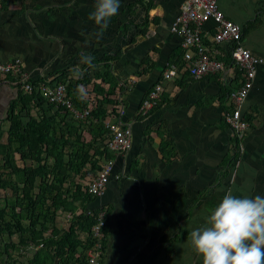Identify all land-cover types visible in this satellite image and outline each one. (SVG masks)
I'll return each mask as SVG.
<instances>
[{
	"label": "crops",
	"instance_id": "obj_1",
	"mask_svg": "<svg viewBox=\"0 0 264 264\" xmlns=\"http://www.w3.org/2000/svg\"><path fill=\"white\" fill-rule=\"evenodd\" d=\"M138 1L144 0H120L118 14L98 37L99 27L88 19L95 0H0V63L19 59L27 81L56 82L65 71L66 80H76L86 65L81 63L82 54H91L96 60L121 48L119 59L110 64L120 80L110 99L123 104L125 111L119 120L130 127L132 138L127 152L111 153L112 173L120 178L111 179L104 195L89 209L106 215L100 262L202 264L190 244V233L205 226L226 192L231 189L237 196H264V63L256 66L252 88L242 106L244 118L247 114L251 118L249 130L227 171L224 161L234 151L235 137L224 124L223 115L232 104L229 96L239 87L242 74L232 69L229 75L193 79L184 73L164 80L162 74L171 64L177 60L182 63V39L170 31L182 0H153L148 11L142 5L130 8ZM217 4L225 19L240 26L259 22L242 32L239 44L264 59V0H217ZM144 19L143 36L142 28L129 25H139ZM124 24H129L125 30ZM215 26L211 21L202 26V42L210 58L224 64L229 58V65L225 64L229 67L233 44L211 42ZM146 60L151 67L141 74ZM102 70L101 64L94 66L88 69V76ZM157 83L166 103L141 114L143 101ZM99 86L106 91L107 86ZM118 87L123 90L118 91ZM16 92L7 78L0 77V121ZM81 92L93 109L97 95L92 85ZM111 108L106 106L105 125L117 123V109L111 113ZM31 115L35 116L34 111ZM162 143L173 148L174 157L169 162L159 151ZM69 219V214L58 212L56 228L68 229ZM80 239L84 241L85 235ZM37 249L23 251L19 247L13 257L25 256L18 258L24 264ZM85 257L67 264H84Z\"/></svg>",
	"mask_w": 264,
	"mask_h": 264
},
{
	"label": "trees",
	"instance_id": "obj_2",
	"mask_svg": "<svg viewBox=\"0 0 264 264\" xmlns=\"http://www.w3.org/2000/svg\"><path fill=\"white\" fill-rule=\"evenodd\" d=\"M152 1H138L130 8L142 5L148 11L152 8ZM258 23L255 20L247 23L243 26V34ZM146 24L147 19H144L139 25L124 24L123 29H127V25L136 29L140 27L144 36ZM120 55L121 48H118L111 55L93 60L92 67L84 65L82 68L86 75H77L76 80H66L64 74L67 71L58 77L59 82L66 83L67 96L78 111L88 106L78 87L92 85L94 94L99 98L95 97L93 109L85 119L66 118L69 113L61 107L55 109L53 105L45 109L44 99L20 89L18 77H6L17 92L16 98L7 107L4 120L0 121V192L4 194L0 198L3 203L0 205V264L23 263L18 262V258H24L23 255L19 254L17 258L12 255L19 251V247L23 251L29 247L38 248L24 264H67L73 260L83 261L86 251L92 246L91 228L99 211L89 210L96 198L86 192L85 186L95 177L99 163L112 158L111 152L103 146L112 134L102 120L106 116V106H112L113 113L120 104V100L110 99L113 89L120 82L113 75L110 64L117 61ZM177 61L171 65L183 64ZM145 62L146 68L141 74L151 67L148 60ZM100 64L104 70L89 77L88 69ZM225 64L229 65V58ZM28 83L35 86L39 81ZM99 84L107 86L106 91ZM121 90L118 87V91ZM165 103V99L159 96L151 111ZM33 111L35 116L31 115ZM245 120L251 123L249 114L245 115ZM237 145L234 138V151L224 161L227 171L237 159ZM172 149L166 143L159 148L166 162L174 157ZM81 181L87 183L80 185ZM58 212L70 215L68 229L56 228ZM105 218L106 215L104 222ZM103 232L105 237L106 228ZM81 234L85 235L84 241L80 239Z\"/></svg>",
	"mask_w": 264,
	"mask_h": 264
},
{
	"label": "built area",
	"instance_id": "obj_3",
	"mask_svg": "<svg viewBox=\"0 0 264 264\" xmlns=\"http://www.w3.org/2000/svg\"><path fill=\"white\" fill-rule=\"evenodd\" d=\"M210 21L216 25V31L210 38L211 42L233 44L230 49L231 64L229 67H226L223 62L210 58L209 51L202 42V26ZM241 28L240 25L225 19L218 8L217 0H182L179 13L172 22L170 31L182 39L183 64L181 66L170 65L162 74L164 80H172L184 73L193 79H201L218 73L229 75L232 69L241 73L242 81L239 87L230 94L229 98L232 104L224 111L223 115L224 124L237 139L238 150L241 148V141L245 133L249 130V123L243 116L242 106L252 88L256 66L264 63L263 58L253 56L249 50L239 44L242 36ZM7 76L18 77L20 89L24 93L41 97L47 105H53L55 109L61 107L74 119H85L92 110L90 106L82 111L75 109L71 99L67 96L66 83L43 81L35 86L28 83L23 73L22 62L19 59L0 63V77L5 79ZM161 92L162 86L157 83L143 101L140 107L141 114H146L154 106ZM116 109L117 123L105 125L112 136L103 143V146L111 153H125L131 146L132 131L130 127L123 125L119 120L125 111L121 102ZM112 172L113 162L111 160L99 163L95 177L85 186L86 192L95 198L102 197L109 181L120 178L119 175H114ZM104 215L102 211H99L96 223L91 228L93 243L86 251L84 264H101Z\"/></svg>",
	"mask_w": 264,
	"mask_h": 264
},
{
	"label": "clouds",
	"instance_id": "obj_4",
	"mask_svg": "<svg viewBox=\"0 0 264 264\" xmlns=\"http://www.w3.org/2000/svg\"><path fill=\"white\" fill-rule=\"evenodd\" d=\"M119 8L120 0H95L88 19L99 27L98 37ZM93 59L91 54L81 55V63L90 67ZM190 244L202 264H264V196H237L229 189L211 210L205 226L191 231Z\"/></svg>",
	"mask_w": 264,
	"mask_h": 264
},
{
	"label": "rangeland",
	"instance_id": "obj_5",
	"mask_svg": "<svg viewBox=\"0 0 264 264\" xmlns=\"http://www.w3.org/2000/svg\"><path fill=\"white\" fill-rule=\"evenodd\" d=\"M83 71V70H82ZM82 71H80V73H83ZM92 91V90H91ZM91 91H89V93L91 94L92 92ZM4 127H5V124H4ZM4 137H5V135H4ZM3 142H4V140H3ZM27 165H29V162H27ZM86 182V181H85ZM4 196V194H3V192H0V198H2ZM3 203L2 202H0V205H2ZM61 217H62V215H61ZM5 240H6V237L4 238ZM13 255V254H12ZM24 258H26L25 256H24ZM25 262V261H24Z\"/></svg>",
	"mask_w": 264,
	"mask_h": 264
},
{
	"label": "water",
	"instance_id": "obj_6",
	"mask_svg": "<svg viewBox=\"0 0 264 264\" xmlns=\"http://www.w3.org/2000/svg\"><path fill=\"white\" fill-rule=\"evenodd\" d=\"M241 27H242L241 29L243 30V26H241Z\"/></svg>",
	"mask_w": 264,
	"mask_h": 264
}]
</instances>
